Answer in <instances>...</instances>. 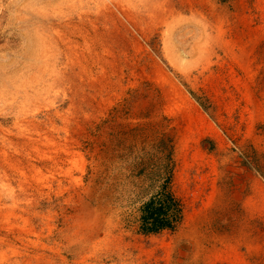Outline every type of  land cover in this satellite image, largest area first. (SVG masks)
Here are the masks:
<instances>
[{
  "label": "rangeland",
  "instance_id": "rangeland-1",
  "mask_svg": "<svg viewBox=\"0 0 264 264\" xmlns=\"http://www.w3.org/2000/svg\"><path fill=\"white\" fill-rule=\"evenodd\" d=\"M0 264H264V0H0Z\"/></svg>",
  "mask_w": 264,
  "mask_h": 264
},
{
  "label": "trees",
  "instance_id": "trees-1",
  "mask_svg": "<svg viewBox=\"0 0 264 264\" xmlns=\"http://www.w3.org/2000/svg\"><path fill=\"white\" fill-rule=\"evenodd\" d=\"M152 204L153 201H149L145 204L144 208L147 212L144 214V220H150L153 226L167 227L170 221L166 222L163 218L167 211L163 210L162 206L150 208Z\"/></svg>",
  "mask_w": 264,
  "mask_h": 264
},
{
  "label": "crops",
  "instance_id": "crops-1",
  "mask_svg": "<svg viewBox=\"0 0 264 264\" xmlns=\"http://www.w3.org/2000/svg\"><path fill=\"white\" fill-rule=\"evenodd\" d=\"M166 222H167V220L166 219H164Z\"/></svg>",
  "mask_w": 264,
  "mask_h": 264
}]
</instances>
